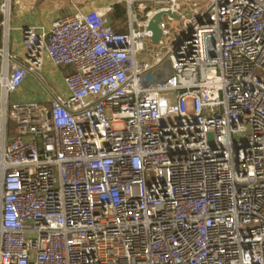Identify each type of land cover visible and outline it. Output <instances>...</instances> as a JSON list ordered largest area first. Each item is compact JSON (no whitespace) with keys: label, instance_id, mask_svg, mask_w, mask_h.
I'll use <instances>...</instances> for the list:
<instances>
[{"label":"built area","instance_id":"2783aa9c","mask_svg":"<svg viewBox=\"0 0 264 264\" xmlns=\"http://www.w3.org/2000/svg\"><path fill=\"white\" fill-rule=\"evenodd\" d=\"M8 5L0 264H264V0L76 7L23 27L22 60Z\"/></svg>","mask_w":264,"mask_h":264},{"label":"crops","instance_id":"0c3cea01","mask_svg":"<svg viewBox=\"0 0 264 264\" xmlns=\"http://www.w3.org/2000/svg\"><path fill=\"white\" fill-rule=\"evenodd\" d=\"M81 6H85V0H9L7 15L10 17V20L9 25L4 29L5 32L1 43L3 42L9 51L16 54L19 53L17 57L22 60L23 27L28 25L50 24L52 19L62 13L69 12ZM9 17L5 18V20L8 21ZM47 63L49 65L51 64L49 61ZM53 72L54 75L52 77L57 79L56 89L58 91H64L66 87L61 71L55 69ZM27 87H30V90L35 92L37 87L43 88V84H36L32 81L28 82L17 94L19 95L25 92Z\"/></svg>","mask_w":264,"mask_h":264},{"label":"rangeland","instance_id":"374dc122","mask_svg":"<svg viewBox=\"0 0 264 264\" xmlns=\"http://www.w3.org/2000/svg\"><path fill=\"white\" fill-rule=\"evenodd\" d=\"M104 1H106V0H85V7H95L97 4H99L101 2H104ZM73 8H75V7H73ZM10 10H11V5H10ZM56 16H58V15H56ZM180 22L181 21L177 18L175 20V22L172 24V26L175 25L176 27H178L180 25ZM6 25H7V23L4 26H6ZM53 71H55L53 66L51 64L49 65V63H47L45 68H44V70L40 74V77H41L42 81L45 84H48V86L50 88L52 87V89L53 88H57V79H54L52 77L54 75ZM43 94L44 93H43V91H42V89L40 87H37L35 92L30 90V87L29 88L27 87L25 89V92L20 93L17 96H13L12 99H14V98L25 99L27 97H29V98H39Z\"/></svg>","mask_w":264,"mask_h":264},{"label":"water","instance_id":"95a60500","mask_svg":"<svg viewBox=\"0 0 264 264\" xmlns=\"http://www.w3.org/2000/svg\"><path fill=\"white\" fill-rule=\"evenodd\" d=\"M166 13H169L175 17H179L180 14L172 11V10H160L158 11L154 18L150 21L149 28L153 30V35L152 39L154 42H159L163 38V27H162V22L164 20V16ZM162 76H159V79H161ZM155 80V76L152 74L149 77V80L146 81V84H149L151 81Z\"/></svg>","mask_w":264,"mask_h":264},{"label":"trees","instance_id":"16d2710c","mask_svg":"<svg viewBox=\"0 0 264 264\" xmlns=\"http://www.w3.org/2000/svg\"><path fill=\"white\" fill-rule=\"evenodd\" d=\"M127 7L125 3H118L115 5L114 14L116 18H122L126 13ZM11 125H14L13 121L10 122Z\"/></svg>","mask_w":264,"mask_h":264},{"label":"bare ground","instance_id":"6f19581e","mask_svg":"<svg viewBox=\"0 0 264 264\" xmlns=\"http://www.w3.org/2000/svg\"><path fill=\"white\" fill-rule=\"evenodd\" d=\"M8 4H9V0H8Z\"/></svg>","mask_w":264,"mask_h":264}]
</instances>
